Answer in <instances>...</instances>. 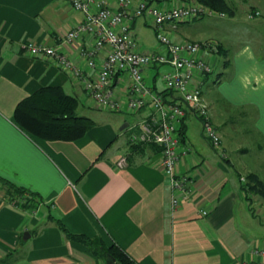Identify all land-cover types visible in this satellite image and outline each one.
Listing matches in <instances>:
<instances>
[{
    "label": "crops",
    "instance_id": "1",
    "mask_svg": "<svg viewBox=\"0 0 264 264\" xmlns=\"http://www.w3.org/2000/svg\"><path fill=\"white\" fill-rule=\"evenodd\" d=\"M177 1L151 3L168 7ZM81 20L82 13L67 0H0V177L40 198L23 208V200L0 185V264H101L84 245L66 238L55 220L69 232L115 244L136 264H240L251 249H264V204L253 194L246 200L240 189L250 171L241 161L248 148L238 141L256 133L262 141L258 148L264 150V47L206 41L208 48L201 52L212 70L197 85L220 136L219 150L202 137L198 119L177 94L157 89L151 75L150 90L166 93L185 109L176 130L178 148L186 153L176 171L190 177L191 194L172 208L159 146L128 141L148 115V105L125 113L129 119L115 116L122 112L99 110L69 74L20 48L24 41L52 46L85 68L78 51L91 48V36L82 34L70 45L61 42ZM184 23L166 28L171 38L197 41L181 27ZM254 23L264 37V20ZM147 24L143 16L132 21L133 39L136 25ZM101 57V52L94 55L95 60ZM213 66L219 68L212 77ZM151 68L156 66L144 76ZM44 87H58L76 98L75 113L92 121L84 135L73 141L43 140L15 125L16 104ZM114 89L124 91L125 85L119 82ZM245 119L251 122L248 132L242 130ZM120 157L125 164L117 167Z\"/></svg>",
    "mask_w": 264,
    "mask_h": 264
},
{
    "label": "built area",
    "instance_id": "2",
    "mask_svg": "<svg viewBox=\"0 0 264 264\" xmlns=\"http://www.w3.org/2000/svg\"><path fill=\"white\" fill-rule=\"evenodd\" d=\"M67 1L72 9L82 13V20L65 32L61 42L70 45L82 34L91 36V48L78 51L85 68L52 46L24 41L20 48L28 56L51 60L61 71L69 74L80 84L90 104L99 110L132 113L148 105V115L137 122L128 141L130 144L159 146V166L170 184L173 192L170 205L175 208L191 194L190 177L176 171L180 155L186 153L178 148L176 130L185 113L183 106L198 119L201 135L212 148L220 149V136L209 120L207 105L197 85V80L212 70L210 61L201 55L208 48V43L174 40L166 28H174L180 22L203 15L223 14L195 0H179L168 7L152 4L150 0ZM141 16L152 27L155 39L161 45L160 51L143 53L136 47L131 23ZM97 52L102 53L99 60L94 58ZM158 65L170 67L169 71L160 74L163 90L176 93L183 106L170 97L152 92L144 82V71ZM119 82L125 85L124 91L114 89V84ZM124 164V157L116 162L117 167ZM240 264H264V249H251L249 259Z\"/></svg>",
    "mask_w": 264,
    "mask_h": 264
},
{
    "label": "trees",
    "instance_id": "3",
    "mask_svg": "<svg viewBox=\"0 0 264 264\" xmlns=\"http://www.w3.org/2000/svg\"><path fill=\"white\" fill-rule=\"evenodd\" d=\"M195 1L216 13L227 15L234 13L232 6L225 0ZM76 106L75 97L64 94L58 87H44L16 104L12 120L18 128L32 137L43 140L73 141L84 135L92 125L90 118L75 113ZM0 185L6 186L5 191L8 195L23 200L20 204L23 208H30L40 202V198L34 192L15 186L2 177H0ZM240 189L246 200H248V194H253L258 196L264 204V181L256 174L247 173L243 177ZM55 223L66 238L84 245L92 256L100 260L101 264H136L115 244L106 245L98 237L69 232L59 220H55Z\"/></svg>",
    "mask_w": 264,
    "mask_h": 264
},
{
    "label": "rangeland",
    "instance_id": "4",
    "mask_svg": "<svg viewBox=\"0 0 264 264\" xmlns=\"http://www.w3.org/2000/svg\"><path fill=\"white\" fill-rule=\"evenodd\" d=\"M228 5L232 6L234 13L232 15L223 14L217 15H203L199 18L187 21L181 24V27H186V31L190 33V37L197 41H216L225 42L227 47H235L240 43H247L248 45L264 47V37H260V28L254 26V22L261 18L264 20V0H225ZM260 11V15L259 12ZM256 12V15H255ZM250 15L251 17H248ZM259 15V16H258ZM247 16V17H246ZM255 16V17H254ZM253 17V18H252ZM250 18V19H248ZM138 24V23H137ZM264 32V27H262ZM260 32V33H258ZM170 34V32H168ZM169 34H167L169 36ZM260 37V38H259ZM257 38V39H256ZM136 44L139 47L145 48L150 51H159L161 45L156 41L153 36L152 29L149 24L136 25L135 38ZM260 39V43H259ZM215 58H222V54L215 55ZM219 68V66H218ZM218 68L213 66V71L210 76L217 73ZM170 67L167 65H158L151 68L148 74L144 76V82L147 85L151 84V75H154V82L157 89H163L160 74L163 71H169ZM93 111V110H90ZM97 112L98 111H94ZM104 114V113H101ZM112 114V113H111ZM115 116L129 119V115L125 113H115ZM242 130L248 132L250 130L251 122L245 119L242 123ZM240 127V126H239ZM244 134L241 144L248 148V151L241 157L242 163L245 165V170L249 173H256L264 178V150L258 148L262 146L260 136L253 134ZM259 200L258 197L255 196ZM263 202L262 200H259Z\"/></svg>",
    "mask_w": 264,
    "mask_h": 264
},
{
    "label": "water",
    "instance_id": "5",
    "mask_svg": "<svg viewBox=\"0 0 264 264\" xmlns=\"http://www.w3.org/2000/svg\"><path fill=\"white\" fill-rule=\"evenodd\" d=\"M122 127H123V126H122ZM122 127H121V128H122Z\"/></svg>",
    "mask_w": 264,
    "mask_h": 264
}]
</instances>
